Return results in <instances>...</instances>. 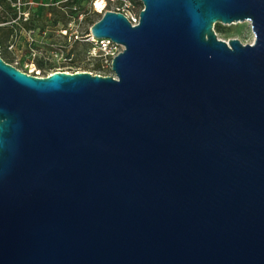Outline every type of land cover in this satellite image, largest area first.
I'll return each instance as SVG.
<instances>
[{
    "label": "water",
    "instance_id": "1",
    "mask_svg": "<svg viewBox=\"0 0 264 264\" xmlns=\"http://www.w3.org/2000/svg\"><path fill=\"white\" fill-rule=\"evenodd\" d=\"M140 1L115 77L0 56V264H264V0Z\"/></svg>",
    "mask_w": 264,
    "mask_h": 264
},
{
    "label": "rangeland",
    "instance_id": "2",
    "mask_svg": "<svg viewBox=\"0 0 264 264\" xmlns=\"http://www.w3.org/2000/svg\"><path fill=\"white\" fill-rule=\"evenodd\" d=\"M0 0V56L23 72L45 76L54 71H87L107 75L102 58L87 53L90 42L84 37L105 10L139 15L140 0ZM104 9V11H102ZM97 11H102L97 12ZM28 13L23 20L22 13ZM217 38H236L251 44L254 35L249 22L215 23Z\"/></svg>",
    "mask_w": 264,
    "mask_h": 264
},
{
    "label": "built area",
    "instance_id": "3",
    "mask_svg": "<svg viewBox=\"0 0 264 264\" xmlns=\"http://www.w3.org/2000/svg\"><path fill=\"white\" fill-rule=\"evenodd\" d=\"M105 1H107V0H105ZM95 2H96V0H94L92 3L93 7L95 5ZM103 11H104V9H103ZM115 12L123 13L127 17V19L129 20L131 25H136L138 23V20H139L138 15H132V14L127 13V12L126 13L122 12L120 10H115ZM22 16H23V20L26 21L28 18V13L24 12V13H22ZM2 25L3 24H0V27ZM84 37L91 44L88 51H87L88 55L90 57H94V56L101 57L102 58V65L109 66V68H110V73L107 75L115 77L114 73L111 70V62H112L113 57H115L118 53H120L122 51L123 47L120 44L113 42L111 39L95 38L92 35H90L89 33L85 34ZM11 65L16 67L15 64H11ZM25 73L30 74V75L40 76L39 73H34V74H33V72L32 73L25 72ZM90 73L91 74H99V73H92V72H90ZM99 75H102V74H99Z\"/></svg>",
    "mask_w": 264,
    "mask_h": 264
},
{
    "label": "bare ground",
    "instance_id": "4",
    "mask_svg": "<svg viewBox=\"0 0 264 264\" xmlns=\"http://www.w3.org/2000/svg\"><path fill=\"white\" fill-rule=\"evenodd\" d=\"M97 1H100V0H96V2H97ZM101 1H103V3H104V6H105V4H106V1H105V0H101ZM96 2H95V5H94V10H96V9H95ZM102 11H103V10H102ZM102 11H97V12H100V13H101Z\"/></svg>",
    "mask_w": 264,
    "mask_h": 264
}]
</instances>
